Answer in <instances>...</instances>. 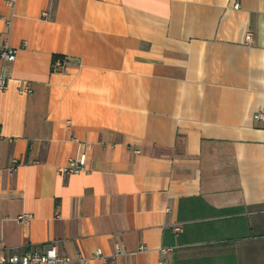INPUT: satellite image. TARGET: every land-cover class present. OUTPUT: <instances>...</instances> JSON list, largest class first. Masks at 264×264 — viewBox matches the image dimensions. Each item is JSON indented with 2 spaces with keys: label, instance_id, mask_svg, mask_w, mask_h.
<instances>
[{
  "label": "crops",
  "instance_id": "crops-1",
  "mask_svg": "<svg viewBox=\"0 0 264 264\" xmlns=\"http://www.w3.org/2000/svg\"><path fill=\"white\" fill-rule=\"evenodd\" d=\"M8 2L0 253L264 264V0Z\"/></svg>",
  "mask_w": 264,
  "mask_h": 264
},
{
  "label": "built area",
  "instance_id": "built-area-1",
  "mask_svg": "<svg viewBox=\"0 0 264 264\" xmlns=\"http://www.w3.org/2000/svg\"><path fill=\"white\" fill-rule=\"evenodd\" d=\"M16 0H9V5L14 6ZM46 15V13H44ZM18 48L9 44L6 38L0 35V92L5 90L8 86V77L4 71V65L14 62L16 60ZM68 64L66 57H57L52 64V70L55 72L64 71ZM21 93H29L31 89L28 86L19 88ZM263 113H259L257 118L262 119ZM1 136V126H0ZM87 145L84 142L79 143L78 152L74 157H71L67 164L61 167V171L67 174H77L86 170L87 164ZM31 218L30 214H22L17 219L20 222H27ZM0 249L3 250V244L0 242ZM120 251V250H119ZM171 248H161L162 253H168ZM96 255L101 254L98 249ZM72 258L67 255L60 254L55 245H50L44 250H32L24 252H2L0 253V264H70ZM158 264H165L164 260H160Z\"/></svg>",
  "mask_w": 264,
  "mask_h": 264
}]
</instances>
